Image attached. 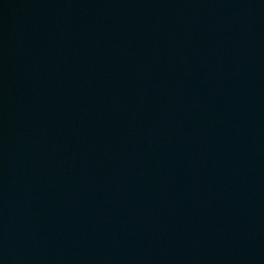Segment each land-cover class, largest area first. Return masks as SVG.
I'll return each mask as SVG.
<instances>
[{"label": "water", "instance_id": "95a60500", "mask_svg": "<svg viewBox=\"0 0 264 264\" xmlns=\"http://www.w3.org/2000/svg\"><path fill=\"white\" fill-rule=\"evenodd\" d=\"M0 264H264V0H0Z\"/></svg>", "mask_w": 264, "mask_h": 264}]
</instances>
